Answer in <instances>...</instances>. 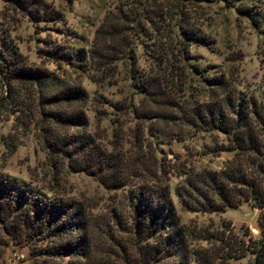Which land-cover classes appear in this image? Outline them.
<instances>
[{"label": "trees", "instance_id": "trees-1", "mask_svg": "<svg viewBox=\"0 0 264 264\" xmlns=\"http://www.w3.org/2000/svg\"><path fill=\"white\" fill-rule=\"evenodd\" d=\"M202 1L152 0L154 15L162 22L168 21V25L172 23L170 31L179 39L178 47L164 42V36L154 28L151 57L154 67L158 66L156 70L162 72L144 76L133 67L129 72L146 96L159 98L157 103L177 105L165 94L174 81L180 86L185 81V75L173 64L174 52L184 58L185 41L208 43L196 17L187 13L189 5ZM239 1L237 12L249 14L250 5ZM119 13L106 17L97 30L106 44L88 53L89 59L101 67L116 61L119 49L125 48L124 20L121 10ZM49 53L67 64L85 57L58 50ZM208 82L214 87L209 99L188 106L180 116L186 125L223 134L225 144L219 151L232 152V156L219 170H196L192 166L181 170L183 179L174 192L182 208L190 212L221 213L227 207L250 201L260 210V238L249 239L246 244L236 238L206 234L201 239L208 246L194 245L198 237L189 225L180 222L165 172L141 169V162L128 159L115 139L103 143L87 128L84 106L88 95L81 84L28 63L8 35L0 34V115L16 113L14 123L21 129L35 124L39 144L52 167L83 172L104 188L125 190L126 209H112V224L107 222V228L115 226L126 236L116 240L110 234L115 250L110 242L104 248L105 258L94 261L89 215L83 202L56 194L46 198L5 174H0V230L11 242L29 246L39 264H114L118 260L116 264H228L229 259L243 257L247 251L253 254L251 264H264V96L258 99L235 93L221 78H210ZM173 117L168 114L167 118ZM6 145L12 149L14 140L6 141ZM217 241L220 244L216 247Z\"/></svg>", "mask_w": 264, "mask_h": 264}, {"label": "rangeland", "instance_id": "rangeland-1", "mask_svg": "<svg viewBox=\"0 0 264 264\" xmlns=\"http://www.w3.org/2000/svg\"><path fill=\"white\" fill-rule=\"evenodd\" d=\"M241 1L250 5L249 14L237 12L239 0H204L188 6L187 13L196 17L208 43L185 41L184 58L174 52L173 64L185 75V81L181 86L174 81L165 89V94L177 104L169 107L157 103L159 98L146 96L129 72L131 67L144 76L162 72L156 70L158 66L154 67L151 57L150 37L156 31L164 36V42L178 47L179 39L170 31L172 23L168 25V21L162 22L154 15L152 0H0V34L8 35L28 63L53 70L85 89L88 130L105 144L115 139L128 159L141 162V169L165 172L180 222L189 225L198 237L194 245L208 246L201 239L206 234L236 238L245 244L249 239L260 238V210L250 201L227 207L221 213L190 212L182 208L174 192L183 179L181 170L189 166L196 170H219L232 156V152L219 151L225 144L223 134L186 125L180 116L188 106L209 99L214 87L208 79L221 78L240 95L258 99L264 96V0ZM120 10L125 48L119 49L116 61L101 67L89 59L88 53L106 44L97 30L106 17L119 15ZM52 50L85 57L67 64L54 58L49 53ZM15 114L0 115V174L28 184L35 194L46 198L56 194L83 202L89 215L93 260L105 258V246L113 243L109 235L116 240L126 236L115 226L107 228V222L112 224V209H126L125 190L104 188L83 172L70 173L52 167L39 144L35 124L16 127ZM10 140L15 144L12 149L6 145ZM0 242V264H39L29 246L11 242L1 230ZM219 244L217 241L216 247ZM37 246L42 243L37 242ZM112 247L115 250V242ZM252 260L253 254L247 251L243 257L229 259L228 264H251Z\"/></svg>", "mask_w": 264, "mask_h": 264}]
</instances>
